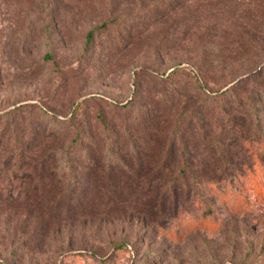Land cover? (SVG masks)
Listing matches in <instances>:
<instances>
[{"label":"rangeland","instance_id":"obj_1","mask_svg":"<svg viewBox=\"0 0 264 264\" xmlns=\"http://www.w3.org/2000/svg\"><path fill=\"white\" fill-rule=\"evenodd\" d=\"M157 1L0 0V134L39 140L25 182L0 163V264H264V0ZM194 74L254 109L204 134ZM76 107L106 145L71 182L42 111Z\"/></svg>","mask_w":264,"mask_h":264},{"label":"trees","instance_id":"obj_2","mask_svg":"<svg viewBox=\"0 0 264 264\" xmlns=\"http://www.w3.org/2000/svg\"><path fill=\"white\" fill-rule=\"evenodd\" d=\"M176 1L181 0H158L156 3H152L147 9L149 11H152L159 8L161 10L169 9V11H171L173 8V4ZM94 41L95 30H92L86 36V47H90ZM181 67V64H179L176 69L168 75V78L171 79V77L175 74V71ZM165 73L166 72H164L163 74ZM194 77L198 84L197 87L199 88V90H197L199 102L201 107L204 108V114L197 118L198 120L196 123L200 127L199 130H201V132H203L204 134H208L209 129H207V127L210 124L216 125L217 122H227L230 123V125L235 126L237 122V111H240L241 109L246 110V108L254 109V105L252 103L250 95L247 94L246 97L242 95V93L245 92V90L241 87V85L244 83V79L239 81L230 80L228 83L216 89L210 87L205 81L200 80L197 75L194 74ZM262 84L263 82L256 84V88L260 90L264 89V85ZM224 99H227V101H225ZM121 106L126 107L127 104ZM23 107V105L15 107L14 110L5 113L4 116L12 117L14 112H20ZM77 107H79V104ZM77 107L71 111V113L69 114V118L68 116L59 117L52 114V112L48 110L42 111L44 117L43 121L47 125V127L41 129V133L43 134L44 138H53L54 136H57L54 138H57L62 142L61 146L55 152H51L52 154H57V164L54 166V168L56 169L57 173L63 174V172H65L70 178L71 182L75 181V164L77 160L81 162H87L86 165L83 166L84 168L93 169L92 167H95L99 162L96 157L98 156V154L95 152V150L104 151V139L99 137V140H96L93 135L86 134V131H83L81 128H78L76 127V125H74L75 120H77ZM253 112L254 115H256V111L253 110L252 114ZM99 120L102 126L106 125L105 121L102 118H100ZM51 123L53 124V126L49 128V125ZM260 123V121L257 123V129L259 131H261L262 129ZM7 128L8 126L6 123L3 130L5 131ZM72 129L73 134L71 135V137L67 136V134H69V130ZM33 134H35V132H33V130L31 129L27 134H25V137H23V134H17L16 136H12L10 140H4V132L0 134V163L3 167L8 166L7 168H4L7 169L4 177L5 181L23 183L26 179L32 177V165L30 161L27 162L29 160L28 155L31 153L33 147L36 148L39 145V140L29 142L28 139L30 138L28 137ZM206 135L202 137L207 146H209L211 142H217V140L212 136L207 138ZM59 136H62L64 139L60 138ZM67 137H69V140L66 142ZM78 154H81V156H79ZM49 160L50 157H45L44 161H42V167H45L47 165L51 166L49 164ZM0 172V174L4 173L1 168ZM177 180H180V178H177Z\"/></svg>","mask_w":264,"mask_h":264}]
</instances>
